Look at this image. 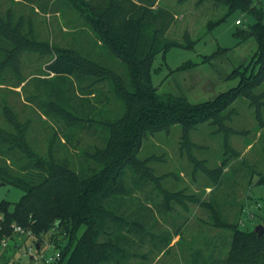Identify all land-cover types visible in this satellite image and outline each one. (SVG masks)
<instances>
[{
	"label": "rangeland",
	"instance_id": "374dc122",
	"mask_svg": "<svg viewBox=\"0 0 264 264\" xmlns=\"http://www.w3.org/2000/svg\"><path fill=\"white\" fill-rule=\"evenodd\" d=\"M40 1H46L44 9ZM143 1H158L156 6L166 9L173 19L166 34L171 39L180 41L187 34L198 40L191 48L173 47L153 60L152 84L160 95L204 103L238 86L240 76L233 75L237 68L253 69L249 65L257 41L254 37L243 40L238 33L255 22L247 11L238 8L209 31V22L228 12L226 5L216 6L212 1L198 5V0ZM251 1L264 10V0ZM87 2L93 0H0V136L20 139L25 133L35 156L74 171L89 163L88 155L95 147L103 146L102 138L93 134L97 123L116 120L123 113L122 105L109 82L74 76L64 90L65 104L58 103L61 107L56 109L39 81L45 77L42 72L60 50H67L103 63L128 79L127 68L105 57L98 35L86 24ZM237 20L242 24H236ZM255 97L253 106L249 99L239 98L228 109L226 132L205 124L185 139L182 126L177 125L144 142L139 158L151 159L149 168L160 182L150 177L141 189L129 183L136 196L121 207L127 213L135 207L146 208L142 213L154 227L150 231L159 236H150L152 242L136 231L129 233V250L148 258L131 256L127 264H241L237 255L229 261L233 238L229 225L239 223L251 231L264 227V183L258 182L264 177V125L260 127L258 108L260 103L264 119V98L262 94ZM66 111L84 121H70ZM224 138H228L226 143ZM23 195L20 187L0 180V203L6 202L13 210ZM192 197L212 203L215 213L190 201ZM52 235L50 231L44 236L46 245L40 253H29L32 239L13 233L8 247H0V264H46L44 258L70 244L64 240L56 247L49 242ZM260 246L258 263L260 259L264 264V243Z\"/></svg>",
	"mask_w": 264,
	"mask_h": 264
},
{
	"label": "trees",
	"instance_id": "16d2710c",
	"mask_svg": "<svg viewBox=\"0 0 264 264\" xmlns=\"http://www.w3.org/2000/svg\"><path fill=\"white\" fill-rule=\"evenodd\" d=\"M205 1L228 7L225 16L209 22V31L238 8L250 13L255 22L247 31L238 33L243 40L254 37L258 48L249 65L252 70L246 66L234 71V76H240L238 86L199 104H192L182 96L160 95L152 84V62L157 55L162 53L165 56L173 47L191 48L198 41L187 34L180 41L166 35L173 19L160 4L156 6L158 1L87 2L93 14L86 15V24L98 35L105 57H112L127 68L128 79L103 63L91 61L73 51L60 50L42 72L45 77L39 81L48 99L56 104V109L61 107L58 103L65 104L64 90L72 77H91L95 83L107 81L119 98L123 113L116 120L97 123L93 134L102 138L103 146L95 147L88 155L89 163L78 171L35 156L25 142V133L20 139L0 136V180L24 191L13 210L6 202L0 203V245L3 239H11L15 225L31 230L32 236L27 240L32 239L38 244L39 253L46 243L44 236L50 231L53 235L49 242L56 247H60L64 240L69 241V246L60 251L61 258L55 264L64 262L68 255L65 264H127L131 256L148 258L146 254L133 253L128 248H132V237L128 234L133 231L149 237L152 242L155 240L150 236H159L150 231L154 227L142 213L146 208L142 211L135 207L127 213L121 207L128 198L132 202L136 196L135 190L128 187L129 183L141 189V184L150 177L160 182L149 168L151 159L139 158L144 142L158 133H169L177 125L182 126L185 139L205 124L218 126L220 132H226L228 109L239 98L249 99L251 105L256 103L255 94H262L264 98L263 8L251 0H198L197 4ZM40 2L41 8H38L44 9L46 1ZM258 89L262 90L259 94L256 93ZM258 108L261 127L264 119L260 103ZM59 112L64 114L63 109ZM65 116L72 122L84 121L71 111H66ZM64 138L68 140V136ZM224 140L226 143L228 138ZM24 161L28 164L24 165ZM130 174L131 182L128 181ZM258 182L264 183V177ZM189 200L215 213L212 203L197 197ZM240 226L239 223L229 225L233 233L229 261L230 258L237 259V255L241 264H263L260 259L258 263V255L260 245L264 243V233L258 236L255 231L243 230ZM82 228L84 231L78 236Z\"/></svg>",
	"mask_w": 264,
	"mask_h": 264
},
{
	"label": "built area",
	"instance_id": "2783aa9c",
	"mask_svg": "<svg viewBox=\"0 0 264 264\" xmlns=\"http://www.w3.org/2000/svg\"><path fill=\"white\" fill-rule=\"evenodd\" d=\"M236 24L241 25L242 22H241L240 20H237V21H236ZM251 217H252V216H251ZM13 232H14L15 234H25V235H27V237L32 236V232H31V230H29V229H24V228H22V227H20V226H15V225H14ZM8 241H9V240H8L7 238L3 239L2 242H1L0 247L3 248V249L7 248L8 245H9V242H8ZM37 245H38L37 243H35L34 241H32V245L28 248V252H29V253H33V252H35V251H38V249H37ZM44 245H46V243H45ZM60 258H61V253H60V251H59V252H57V253H56L54 256H52V257L44 258V260H45L46 264H54V263L57 262Z\"/></svg>",
	"mask_w": 264,
	"mask_h": 264
},
{
	"label": "water",
	"instance_id": "95a60500",
	"mask_svg": "<svg viewBox=\"0 0 264 264\" xmlns=\"http://www.w3.org/2000/svg\"><path fill=\"white\" fill-rule=\"evenodd\" d=\"M255 232L258 234V236H261L264 233V227L259 225L256 229ZM38 250H39V246H38Z\"/></svg>",
	"mask_w": 264,
	"mask_h": 264
}]
</instances>
